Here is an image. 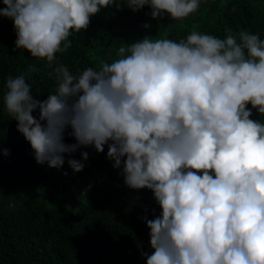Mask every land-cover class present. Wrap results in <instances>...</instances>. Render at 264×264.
Here are the masks:
<instances>
[{"label": "clouds", "instance_id": "clouds-1", "mask_svg": "<svg viewBox=\"0 0 264 264\" xmlns=\"http://www.w3.org/2000/svg\"><path fill=\"white\" fill-rule=\"evenodd\" d=\"M115 2L2 0L16 49L45 62L57 82L39 101L26 82L35 64L7 77L3 101L17 131L50 168L65 154L108 145L125 184L150 189L162 210L147 220V264H264V122L251 118L252 109L264 116V40L228 28L224 38L197 30L179 41L145 36L119 47L112 62L71 73L57 54ZM125 3L133 12L149 6L153 19L183 20L202 0ZM69 127L72 144L64 142ZM67 162L74 172L84 167Z\"/></svg>", "mask_w": 264, "mask_h": 264}, {"label": "trees", "instance_id": "trees-1", "mask_svg": "<svg viewBox=\"0 0 264 264\" xmlns=\"http://www.w3.org/2000/svg\"><path fill=\"white\" fill-rule=\"evenodd\" d=\"M226 28L248 30L264 40V0H202L198 11L183 20L166 14L153 19L149 6L133 12L125 0H116L93 16L86 30L70 35L71 46L57 54V62L73 74L112 62L128 43L107 44L114 31L129 38L151 32L153 38L179 41L193 30L224 38ZM16 39L13 21L0 17V264H147L144 253H152L147 220L162 210L150 189L125 184L123 162L114 166L108 145L102 153L88 147L65 154L61 167L50 168L36 163L30 144L17 131L3 101L7 77L25 74L35 64L40 70L26 82L39 101L55 93L57 82L48 77L45 62L16 49ZM252 111V119L264 122ZM33 116L38 118L39 111ZM71 132L65 130L67 144L75 143ZM82 152L89 155L86 161ZM69 159L81 162L82 171L74 172Z\"/></svg>", "mask_w": 264, "mask_h": 264}, {"label": "rangeland", "instance_id": "rangeland-1", "mask_svg": "<svg viewBox=\"0 0 264 264\" xmlns=\"http://www.w3.org/2000/svg\"><path fill=\"white\" fill-rule=\"evenodd\" d=\"M145 36L152 37V34H151V32L143 33V34H134L129 38L128 34L120 33L119 31H114L107 44L110 43L112 46H114L120 40H127L128 43H126V44L130 45V44L135 43L139 40H142ZM99 52H101V51H99Z\"/></svg>", "mask_w": 264, "mask_h": 264}]
</instances>
